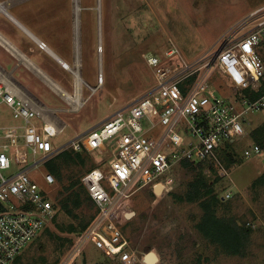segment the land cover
<instances>
[{
    "label": "rangeland",
    "instance_id": "374dc122",
    "mask_svg": "<svg viewBox=\"0 0 264 264\" xmlns=\"http://www.w3.org/2000/svg\"><path fill=\"white\" fill-rule=\"evenodd\" d=\"M75 2L52 0V5H62L63 9L69 6L70 22H75ZM254 2L80 0L85 80L77 82L75 70L62 69L64 72L61 73L56 65L49 69L55 70L54 79L69 94L77 96L80 91L78 99L66 100L42 76L18 77L5 73L0 74V79L36 107L43 118L60 129L64 128L54 140L61 144L156 85L155 70L148 65L147 54H156L162 61L174 59L166 56L172 48L177 49L173 54L176 59L190 60L206 55L217 47L216 41L224 32L257 8ZM57 12L62 13V9ZM211 78L216 84L221 83V74L213 73ZM227 85L222 87V94L229 91ZM14 122L8 106L1 103L0 123ZM244 124L247 134L232 143L226 142L222 148L226 155L221 158L229 173L220 174L215 192L221 198L217 210L220 216L233 217L239 224L251 227L247 254H228L223 243L211 241L197 228L203 209L198 203L184 198L178 200L176 196L185 193L188 182L196 177L197 171L176 163L171 171L176 178L172 192L157 197L151 185L138 188L139 185H135L133 193L123 201L130 208L126 210H134L135 215L124 217L120 227L140 254H148L143 259L144 264L149 260L153 262L156 255V264H264V148L250 157L244 156L245 150L252 149L258 142L261 133L257 129L264 124V113L246 114ZM65 151V154L70 152L72 157L75 156L73 152L76 150L72 147ZM77 152L85 163L65 157L63 153L55 159V163L62 165V178H55L54 183L48 184L42 175L53 171L52 165L55 164L52 161L32 172V177L42 188L53 191L55 216L25 246L14 264H118L112 255L97 248L90 240L77 249V239L85 234L82 224L92 222L97 208L88 204L86 187L79 183L70 188V183L80 181L90 167L108 168L106 154L87 150ZM231 152L236 160L229 164L231 161L227 156ZM208 169L207 165L203 173L214 179L216 174ZM218 171H221L220 165ZM229 192L232 196L224 199ZM78 196L82 199L79 205L76 204Z\"/></svg>",
    "mask_w": 264,
    "mask_h": 264
},
{
    "label": "built area",
    "instance_id": "2783aa9c",
    "mask_svg": "<svg viewBox=\"0 0 264 264\" xmlns=\"http://www.w3.org/2000/svg\"><path fill=\"white\" fill-rule=\"evenodd\" d=\"M216 42L212 51L190 60L176 59V48L167 51L173 60L146 55L156 85L61 144L54 140L64 128L43 118L0 79V104H6L16 120L0 123V264H14L54 218L53 191L42 188L32 172L69 147L108 157L107 169L94 167L81 178L97 214L77 239V249L90 240L118 264H144L148 254H140L120 227L130 209L123 201L132 188L151 185L157 197L166 195L175 185L173 166L184 161L197 165L214 160L220 174L228 175L221 158L226 155L224 144L247 134L246 114L264 113V5ZM213 73L221 74L220 84L211 78ZM224 84L227 94L221 93ZM261 151L255 143L244 156ZM42 175L48 184L56 182L53 172ZM231 196L229 192L224 199Z\"/></svg>",
    "mask_w": 264,
    "mask_h": 264
},
{
    "label": "crops",
    "instance_id": "0c3cea01",
    "mask_svg": "<svg viewBox=\"0 0 264 264\" xmlns=\"http://www.w3.org/2000/svg\"><path fill=\"white\" fill-rule=\"evenodd\" d=\"M254 1V7L264 4V0ZM80 5V0L74 3L75 22H70V7L53 6L52 0H0V74L42 76L56 83L55 70H49L56 65L61 73L75 70L84 81ZM40 41L46 46L40 47ZM156 259L149 264H156Z\"/></svg>",
    "mask_w": 264,
    "mask_h": 264
},
{
    "label": "trees",
    "instance_id": "16d2710c",
    "mask_svg": "<svg viewBox=\"0 0 264 264\" xmlns=\"http://www.w3.org/2000/svg\"><path fill=\"white\" fill-rule=\"evenodd\" d=\"M257 130L261 133L258 134L257 143H259L261 147L264 148V124L260 129ZM65 152L66 151L61 152L51 160L55 164L52 165V170L54 171L52 172L54 173L55 177L59 179L62 178V165L61 163H55V159L62 153V155L64 156ZM73 153H75L74 157L71 156L70 152L68 154H65V157H72L73 159L77 160L80 159L82 163H85V161L81 157L80 152L75 151ZM227 159L231 161L229 164L233 163L236 160L234 153H228ZM183 164L187 168L196 169L197 174L193 180L188 182L187 189L185 190V193L183 195H176V193L173 194L178 197V200L184 198L188 202L198 203L201 206V208L203 209V214L201 220L198 221L196 225L197 228L207 238H209L211 241L223 243L226 250L225 252H227L228 254H239L241 256L246 255L247 248L250 243V236L252 231L251 227L239 224L237 219L233 217L229 218L226 216H220L217 213L218 204L221 198L215 192V184L216 181L221 179V175L218 171L216 162L214 160H205L195 165L192 162L184 161ZM207 165L209 166L208 170L216 174V177L214 179H210L203 173ZM79 183L82 184L81 179L80 181H72L70 183V188H73V186H75L76 184L78 185ZM170 192H172V190ZM88 196V204L95 205L89 193ZM81 201L82 199L78 196V198L76 199V204L79 205ZM95 215H93L92 219L95 217ZM89 225L90 223L82 224V231L86 230Z\"/></svg>",
    "mask_w": 264,
    "mask_h": 264
},
{
    "label": "bare ground",
    "instance_id": "6f19581e",
    "mask_svg": "<svg viewBox=\"0 0 264 264\" xmlns=\"http://www.w3.org/2000/svg\"><path fill=\"white\" fill-rule=\"evenodd\" d=\"M99 50H101V46L99 48ZM68 66V65H67ZM70 69V68H69ZM81 77L80 74H78L77 72V82H81ZM48 82L51 83V86L58 92L60 93L66 100H71L73 101V99H78V97L80 96V91L78 92L77 96H73L72 94H69L67 91H65L62 87L58 86L57 83L53 82L51 79L48 78ZM135 215V214H134ZM134 215H132L131 217H133ZM130 217V218H131ZM129 218V217H127Z\"/></svg>",
    "mask_w": 264,
    "mask_h": 264
},
{
    "label": "water",
    "instance_id": "95a60500",
    "mask_svg": "<svg viewBox=\"0 0 264 264\" xmlns=\"http://www.w3.org/2000/svg\"><path fill=\"white\" fill-rule=\"evenodd\" d=\"M134 214H135V211L134 210L128 211V212H126V217H129L130 218Z\"/></svg>",
    "mask_w": 264,
    "mask_h": 264
},
{
    "label": "clouds",
    "instance_id": "9594fccd",
    "mask_svg": "<svg viewBox=\"0 0 264 264\" xmlns=\"http://www.w3.org/2000/svg\"><path fill=\"white\" fill-rule=\"evenodd\" d=\"M65 64H66V63H65ZM64 66L68 67V66H67V64H66V65H64ZM154 195H155V194H154ZM143 253H144V252H143ZM145 254H146V253H145ZM149 261L151 262V260H149ZM152 264H153V263H152Z\"/></svg>",
    "mask_w": 264,
    "mask_h": 264
}]
</instances>
